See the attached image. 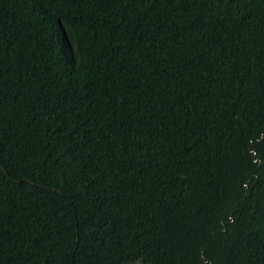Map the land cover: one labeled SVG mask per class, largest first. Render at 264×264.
<instances>
[{"label": "trees", "instance_id": "1", "mask_svg": "<svg viewBox=\"0 0 264 264\" xmlns=\"http://www.w3.org/2000/svg\"><path fill=\"white\" fill-rule=\"evenodd\" d=\"M0 264H264V0H0Z\"/></svg>", "mask_w": 264, "mask_h": 264}]
</instances>
